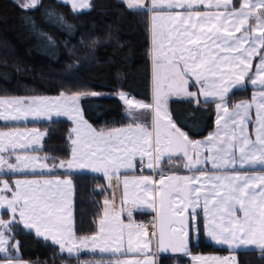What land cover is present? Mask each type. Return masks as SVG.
<instances>
[{
    "label": "snow or ice",
    "instance_id": "1",
    "mask_svg": "<svg viewBox=\"0 0 264 264\" xmlns=\"http://www.w3.org/2000/svg\"><path fill=\"white\" fill-rule=\"evenodd\" d=\"M66 2L71 3L73 11L89 7L87 0ZM205 2L167 0L166 6L168 9H194L205 5ZM126 3L130 9H146L153 13V104L137 101L124 92L119 93V98L130 116L137 110H152L151 130L133 117V124L127 128L97 131L80 114V96L65 95L63 92L55 99H0V119L16 120L21 118V114L24 118L28 114L47 115L54 106L57 115H68L76 124L69 137L73 145L71 159L67 164L60 162L59 167L90 168L94 172H103L109 180L121 167H133L137 155L142 162L144 157H148L149 168H153L154 163L166 154H183L187 160L184 167L190 170L207 160L217 170L236 169L239 164L241 168L258 169L264 173V104L257 105L254 130L250 134L248 120L251 104L241 102L230 112L225 102L230 88L243 84L252 67V57L259 54V49H264V0H242L239 9L233 5V0H207L209 11L194 10L168 16L157 12L164 0H150V5L146 0H126ZM38 4L39 0H25L17 6L34 9ZM212 8L218 11H211ZM250 19L255 23L249 24ZM161 21L167 23H159ZM237 32L241 35L236 36ZM262 73L264 56L257 67L256 78L251 80L252 85L259 83L264 87ZM193 77L196 83L201 84L200 91L206 99L215 96L221 101L217 104L220 113L218 130L203 142L190 140L172 121L165 107L170 95L182 93L188 97L196 96V93L188 91V81ZM90 95L98 94L93 92ZM260 96L264 97V91L260 92ZM72 134L75 139H72ZM24 135L40 137L43 134L0 132V153L7 151L8 147L13 151L17 147H27V144L15 139ZM201 149L209 154L203 159ZM38 159L17 155L13 164L0 155V171L5 167L12 172L23 171ZM40 167L48 166L42 164ZM198 171L201 174L195 176H161L159 181L143 176L123 182L124 201L129 198L128 185L132 183L139 189L134 194L136 200L157 213L158 231L154 230L151 237L144 225L120 222L118 228L114 227L109 221L107 199L98 232L92 236L77 237L73 226L71 180H17L15 189L7 181H0V191L12 192L11 198L0 195V209L12 214L7 222L0 218V253L8 252L9 239L5 232L18 222V214L23 227L34 230L38 237L50 238L69 255L89 248L92 251L98 249L101 253H122L125 251V229H128V252L147 256L151 251L152 238H155V247L159 252L171 250L187 254L190 228L197 233L199 231L196 209L201 207L202 201L205 231L212 241L227 245L234 252L255 247L264 255V174L247 175L239 171L208 174L203 169ZM113 220H119V217H113ZM13 247L18 250V244ZM193 260L197 264H238L236 256H194ZM7 264H12L11 259ZM117 264H154V261L146 258L118 261Z\"/></svg>",
    "mask_w": 264,
    "mask_h": 264
},
{
    "label": "trees",
    "instance_id": "2",
    "mask_svg": "<svg viewBox=\"0 0 264 264\" xmlns=\"http://www.w3.org/2000/svg\"><path fill=\"white\" fill-rule=\"evenodd\" d=\"M148 19L141 10H129L120 0H91L89 11L74 13L57 0H40L34 9H21L13 0H0V97L78 94L85 120L94 128H117L132 123L119 98L150 103ZM98 95H90V93ZM250 88L226 99L229 107L249 97ZM100 94V96H99ZM215 103L195 105L173 100L168 113L189 139L204 138L214 124ZM45 132L41 152L54 162L70 157L66 120L31 124ZM74 189V230L77 237L92 236L102 206L109 198L105 181L88 173L71 174ZM17 260L32 264H109L111 257L59 255L53 244L17 227ZM191 255L232 254L238 264H264L261 251L229 252L206 243L200 235L191 242ZM175 260L179 262L175 263ZM158 264H189L186 259L162 257Z\"/></svg>",
    "mask_w": 264,
    "mask_h": 264
},
{
    "label": "crops",
    "instance_id": "3",
    "mask_svg": "<svg viewBox=\"0 0 264 264\" xmlns=\"http://www.w3.org/2000/svg\"><path fill=\"white\" fill-rule=\"evenodd\" d=\"M146 2H148L149 5H150V0H146ZM121 3L127 9H129L123 1H121ZM241 3H242V0H233V5L237 9H239ZM166 5H167V0H164L163 6L161 8H159V9H157V12L159 14H161V15L168 16L170 14L171 15H175L178 12L187 14L188 11H194V10L195 11H200V12L209 11V8L207 7V0L205 2V5H199V6H197L194 9H187V8H172V9H168ZM129 10H141V11L145 12L146 15H147V19H148V22H147L148 23V38H149L148 57H149V67H150V92H151L150 103H148V104H153V71L154 70H153V62H152L153 42H152V32H151V27H152L151 17H152L153 13L148 11V10H146V9H129ZM211 11H218V10L215 9V8H212ZM159 23H167V21H161ZM254 23H255L254 20H252V19L249 20V24H254ZM235 35L236 36H240L241 33L237 32V33H235ZM262 56H264V49H259V54H257V55L252 57V60H251L252 67H251L250 71L248 72V74L245 76L243 84L239 85V86H236V87H233V88H230L229 92L227 93V95L225 97V102H226V99L234 91L242 90V89H245V88H250L251 89L250 95H249V97L247 99L242 100V101H238L231 107H229L227 102H226L228 110L230 112L233 111L234 106L236 104H239L241 102H247V103L251 104V107L249 108V120H248V132L250 134H252L253 130H254V123L256 121V113H257V105L264 104V97L260 96V92L264 91V87H261L259 83H257V85H252L251 84V80L253 78H256L257 67L259 66V63H260V60H261ZM262 74H264V73H262ZM188 85H189L188 86V91L196 93L195 97H188V96H186V95H184L182 93L181 94H173V95H170V96L167 97V103H166L165 107H166V110L168 112L169 103L171 101H173V100H190L195 105L206 104V103H215V106H214L215 114H214L213 129L204 138L199 139V140H192V141H201V142H203V141H206L210 135L216 133L217 130H218V128H217V120L220 117V113L218 112L217 104L221 103V101L219 100L218 97H215V96H209L206 99L205 96L201 94V91H200L201 90V84L196 83L194 77L189 79ZM254 95L256 97L255 100H253V96ZM149 111L150 112L147 111L148 112L147 114L150 115V119L152 121L153 120V111L152 110H149ZM51 121H54V120H51ZM51 121L45 119V120H39V121H31V122H28V124L31 125V124L46 123V122H51ZM66 121H68V120H66ZM222 123H223V120H221V124ZM130 124H132V123H129L128 125L123 126V127H127ZM13 125H14L13 128H21V127H17V125H15V124H13ZM118 128H121V127H117V128H104V127H101V128H96V129H118ZM0 129H7V125L3 126L0 123ZM26 129H28V128L27 127H22V129H18V130H26ZM71 129H72V124H71V127H70L69 137H70V134H71ZM43 133H44V135L42 137V143H40L41 142V138H39L40 142H36V143H32V142H28V141H18L19 143L27 144V147H25V148L17 147L14 151H13V149L11 147H8L7 151H5L3 153H0V155H3L5 157V159L8 160L9 163H11L10 161L13 160V164L16 163V156L20 155V156H30V157L36 156V157H39L42 161H44V162L46 161L48 163L47 165H52V166L53 165H58V163H60L61 161L54 162L52 160V158L48 154H45V153L41 152L42 145H43V140L45 138V132L43 131ZM221 135H223V132H221ZM253 138H254V136H253ZM69 149H70V157H71V139L70 138H69ZM201 152L203 154L202 159L209 155L208 152L205 149H201ZM190 155H191V153H190ZM45 157H47L48 159H44ZM70 157H69V159L67 161H64V162L67 163L70 160ZM143 161H144L143 164L140 163L139 161L136 162V171H137L136 172L137 173L136 176L131 174L130 172L127 173V174L128 175H132L136 179H138L140 177H143V176H148V177L152 178L154 181H156L155 177L153 176L154 173H156V174L164 173V174H167V176L177 175V176L186 177V176L200 175L201 173L198 171V169H203L208 174H214V173L215 174H224V173L231 174L233 171H239V172H241V174H247V175L264 174V173L259 172L258 169L241 168L239 164H237L236 169L229 168V169L217 170V169H213L211 162L207 161V160H205L200 165H197L196 168H193V169L190 170V169L184 167V165L187 163V160L183 156V154H174V155H167L166 154V155L161 157V159H160V161L158 163H154L153 168H149L147 166L148 157H144ZM145 165L147 166L146 167L147 169H145ZM139 167H142V170H140ZM6 168L7 167H5L4 170H3L4 174L1 173L2 171H0V179H3L5 181H7V182H11L12 180H13V182H15L17 180H21V181H31V180L44 181L45 178H55V176L49 177V176H51L52 172L51 173H49V172H47V173L34 172L29 167L24 168L23 171H16V172H12V171H10L9 169H6ZM5 170H9V171H5ZM68 173H71V172H68ZM68 173H66V174H68ZM86 173L91 174V175H95V176H100V177L103 178V176L98 175V174H94V173H90V172H86ZM80 174H82V173H80ZM58 176L63 177L62 174H59ZM120 177H122V173H121ZM105 185H106L107 190L109 191L108 186H107V182H105ZM13 189H15L14 185H13ZM109 194H110V191H109ZM110 197L111 196L109 195V198L107 199L108 201L110 200ZM202 205H203V202L201 201V207L196 209V212L198 214L197 220H196V226L199 229L197 234L198 235H202L204 241L206 243L214 246V247L223 248V249H226L229 252H234V251H230L227 245L216 244L214 241H212L206 235V231H205V223H206V221H205L204 212H203V206ZM139 209H140V207L137 204H133L131 207H125L124 208V210H125L124 212L125 213L128 212V213L137 214ZM102 210H103V206H102ZM138 215H139V217L137 216V218L142 220V222H143L142 225H144L147 230H149V228L152 226V222H153L152 218H156V216H157L155 211L153 213H151L150 211H144V212H142V213H140ZM188 215H189V220H190V223H191L190 213ZM238 215H241V214L238 213ZM17 221L18 222L15 223L14 226L20 227L24 231H27L29 233L33 232V231L23 227V224L19 222L18 214H17ZM154 225L156 227V221H154ZM32 234L34 235V233H32ZM193 237H194L193 234H191V239H193ZM37 239H40V240H43V241H46V242H51V241H49L47 239H41V238H37ZM247 250L260 251L259 249H256L255 247H250ZM240 251H243V250H240ZM159 254H161V253H158V255L155 256V264H158L159 259L162 258V257H173V258H176V259H186V260L188 258H190V257L183 258L180 255H171V254H168V253H162V255H159ZM17 256H18V254H16V253H12L11 255H0V264H7L8 259H11L12 264H32V263L27 262V261L14 259ZM91 256L111 257V258H113V261L116 260V257H114V256H103V255H91ZM192 256L194 257V256H200V255H192ZM201 256H204V255H201ZM216 256L224 258V257H231L232 254H227V255H224V256H220V255H216ZM193 257H192V259H188L189 264H197V262L193 260ZM204 257H206V255ZM113 261L109 262V264H112Z\"/></svg>",
    "mask_w": 264,
    "mask_h": 264
},
{
    "label": "rangeland",
    "instance_id": "4",
    "mask_svg": "<svg viewBox=\"0 0 264 264\" xmlns=\"http://www.w3.org/2000/svg\"><path fill=\"white\" fill-rule=\"evenodd\" d=\"M13 1H15L17 3H24L25 2V0H13ZM57 1L62 3V4H65V5L69 6L71 11L74 12V13L86 12V11H89L90 8H91V0H87V2L89 3V7L84 8V9H77L76 11H73L71 3L66 2V0H57ZM121 1H123L126 4V6H127L126 0H121ZM39 2H40V0H39ZM59 96L60 95L53 96V97H45V98L55 99V98H58ZM99 96H100V94H99ZM36 97H44V96L0 97V99H21V98L22 99H29V98H36ZM80 99H81V96H80ZM80 99L78 101V107H79L80 114L82 115L83 120L86 121L84 116H83L82 109H81ZM124 108H125L124 114H125V116L127 118H129L132 121V124H133V117H135L140 123H142L144 126L148 127L149 130L152 129V121L153 120L151 121L150 115L147 114L148 112H150L149 110H147L148 112L146 110H137L135 113H133L130 116L128 114L126 105H124ZM5 115H7V113H5ZM45 119L46 120H50V121L51 120H59V119L60 120H62V119L64 120L65 119V120H68L72 124V129L76 127V124H75L74 120L70 119L68 115H57L56 109L53 106L52 110L47 115L34 116L32 114H28L27 117L24 118L23 115L21 114V118L20 119H16V120L0 119L1 125H3V126L7 125V129H0V132H20V133H25V134L26 133H32V132H39V133H42L44 135L43 130H41V129L35 127V126H31L30 124H28V122L45 120ZM13 124H15V125H17V127H21V128H13V126H14ZM87 124L90 125L88 122H87ZM22 127H27L28 129H26V130H18V129H22ZM91 127L94 128L93 126H91ZM127 127H121V128H127ZM72 129H71V133H72ZM94 129H96V128H94ZM118 129H120V128H118ZM96 130L97 131H100V130L109 131V130H113V129H96ZM43 135L40 136V137L24 135V136L17 137L15 139L17 141H28V142L36 143V142H40L39 138H41V142L40 143H42ZM72 139H75V135L74 134H72ZM6 143H7V141H6ZM72 147H73V145L71 143V149H72ZM71 155H72V153H71ZM70 159H71V157H70ZM40 160L38 159L36 161H33L32 165H30L29 168L32 171H34V172H41V173H47V172L51 173L52 172L51 176H49V177L55 176V178H45V180H57V179H60V180H71L72 181V178L70 176L71 174H80V173H86V172H90V173H94V174H98V175L103 176V179L105 180V182H107V186H108V189L110 191V196H111L110 200H109V205H110L109 221L116 228L119 227L120 222H122L125 225H128V224L142 225L143 224L142 220L137 218V216L139 217L138 214H140V213H142L144 211H150L151 213L154 212L151 208H149L147 206V204L141 203L139 200H136V197H135L134 194L137 191H139V189H138V187L136 185H134L132 183H129V185H128V191H129L128 200L124 201V199H123V194H124V183L123 182L125 180H128L130 182L133 181V180H136V178H134L132 175H128L127 173L130 172L131 174L136 176L137 175V173H136L137 172L136 171V162L139 161L142 164L144 162V161L143 162L141 161V158H140L139 155H137L135 157V159L133 160V167H131V168L121 167L119 169L118 174L116 173V174L112 175L110 180H109L108 177H106L103 174V172H94L90 168H83V169L76 168V167H74L73 169L60 168L59 167L60 163H58V165H56V167L53 168L52 165H47L48 163L46 161L44 162V161H42V160L40 161ZM10 162L13 163V160H11ZM61 162H64V161H61ZM42 164H46L48 167H46V168L40 167V165H42ZM65 164H67V163H65ZM146 167L147 166L145 165V169H147ZM5 171H9V170H5ZM68 172H71V173H68ZM1 173L4 174V171H2ZM66 173H68V174H66ZM121 173H122V177H120ZM59 174H62L63 177L58 176ZM0 181H5V180L0 179ZM8 184L12 188H13V185L15 186V182H13V180L11 182H8ZM0 189H2V184H0ZM72 189H73V181H72ZM0 195H4V196H7L8 198H11L12 192L0 191ZM134 200H135V202H133ZM73 202H74V189H73V196H72L73 226H74L75 216H74V203ZM133 204H137L140 207V209L138 210L137 214L131 213V217H129V213L128 212L125 213L124 212L125 211L124 208L125 207H131ZM103 209H104V204H103ZM156 215H157V213H156ZM102 216H103V210H102V215H101L100 219L102 218ZM116 216L119 217V220H113V217H116ZM11 217H12V214L10 213V211H8L6 209H0V218L4 219L7 222V221H9L11 219ZM99 220L97 222V232H98V229H99ZM152 221H153L152 222V226L149 228V230H147L149 237H151V234H152V232L154 230L158 231L157 216H156V218H152ZM154 221H156V227H154ZM16 228H17V226L13 225L11 227L10 231L5 232L6 238L9 239L8 252L7 253H0V255H11L12 253L19 254V250H17L16 248L13 247L14 245L18 244L17 241H14V239H13V234H14ZM31 231H33L31 233H34L35 237L41 238V239H45L44 237H38L35 234L34 230H31ZM124 231H125V245H124L125 251L122 252V253H115V254L111 253V252L101 253L98 249L96 251H92L89 248V249L81 250L79 253H75L74 252L73 254L69 255V253H67V251H63L62 252L61 249H60V246L58 244L53 243V241L50 238L47 239V240L51 241L49 243H52L53 245H55L58 248L59 255L66 256V257H69V258H78L79 256H81L83 254L114 256V257H116V260L113 261L112 264H117L118 261L119 262H123L125 260H144L146 258L153 260L154 264H155V256L158 255V253H161L159 255H162V253H168V254H171V255H180L183 258L190 257L188 259H192V257H193L190 254L189 250H188L187 254L183 253V252H172L171 250H169L167 252H159L156 249V247H155V245H156L155 238H152V244L150 245L151 251L147 254V256H145L143 254H140V253H136V252H128V251H126V249H127V231H128V229H125ZM191 234H193V236H194L193 239H191ZM199 237H200V235H198L197 232L193 231L190 228V242H189V245H188V249L190 248L191 242H193L194 244L198 243ZM204 256H202V257H204ZM208 256H216V255H214V254L206 255V257H208ZM232 256H235V255H232ZM176 262H179V260H175V263ZM65 264H69V263L66 262ZM71 264H73V263H71ZM74 264H80V263L78 261H76V263H74Z\"/></svg>",
    "mask_w": 264,
    "mask_h": 264
},
{
    "label": "built area",
    "instance_id": "5",
    "mask_svg": "<svg viewBox=\"0 0 264 264\" xmlns=\"http://www.w3.org/2000/svg\"><path fill=\"white\" fill-rule=\"evenodd\" d=\"M139 169L142 170V167H139ZM153 176L155 177V180L156 181H159V179L161 178V176L167 177V174H164V173H162V174H156V173H154Z\"/></svg>",
    "mask_w": 264,
    "mask_h": 264
}]
</instances>
